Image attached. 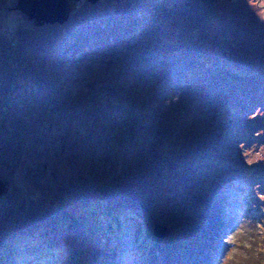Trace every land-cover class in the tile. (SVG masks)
Here are the masks:
<instances>
[{
    "label": "rangeland",
    "instance_id": "rangeland-1",
    "mask_svg": "<svg viewBox=\"0 0 264 264\" xmlns=\"http://www.w3.org/2000/svg\"><path fill=\"white\" fill-rule=\"evenodd\" d=\"M18 2L0 264H264V0H78L42 25Z\"/></svg>",
    "mask_w": 264,
    "mask_h": 264
},
{
    "label": "water",
    "instance_id": "water-1",
    "mask_svg": "<svg viewBox=\"0 0 264 264\" xmlns=\"http://www.w3.org/2000/svg\"><path fill=\"white\" fill-rule=\"evenodd\" d=\"M94 2L96 0H93ZM78 0H19L18 8L21 9L37 25L44 23H63L69 19L75 9ZM7 181L0 179V197L8 192ZM171 232V229L156 223L154 233L156 236L164 237Z\"/></svg>",
    "mask_w": 264,
    "mask_h": 264
},
{
    "label": "bare ground",
    "instance_id": "bare-ground-1",
    "mask_svg": "<svg viewBox=\"0 0 264 264\" xmlns=\"http://www.w3.org/2000/svg\"><path fill=\"white\" fill-rule=\"evenodd\" d=\"M218 137H219V135H218ZM218 137H217V139H218ZM234 141H235V140H234ZM236 145H237V144H236ZM235 148H236V147H235ZM234 150H235V149H234ZM144 161H145V160H144ZM144 161H143V162H144ZM145 162H146V161H145ZM231 164H232V163H231ZM206 192H207V191H206ZM207 197H208V196H207ZM204 202H205V201H204ZM141 211H142V209H141ZM106 221H107V220H106ZM108 222H109V221H108ZM108 222H107V225H108ZM116 223H117V222H116ZM109 224H110V223H109ZM117 224H118V223H117ZM123 224H124V223H123ZM121 225H122V224H121ZM125 238H126V237H125ZM145 238H146V237H145ZM124 240H125V239H124ZM155 240H156V239H155ZM133 241H134V240H133ZM148 242L150 243V241H148ZM152 242H153V241H152ZM130 243H131V242H130ZM149 243H148V244H149ZM151 244H152V243H151Z\"/></svg>",
    "mask_w": 264,
    "mask_h": 264
}]
</instances>
